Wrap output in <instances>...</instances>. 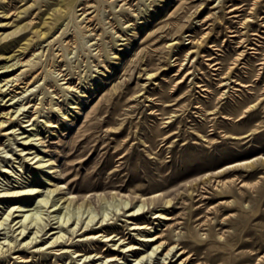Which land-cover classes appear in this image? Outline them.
Returning a JSON list of instances; mask_svg holds the SVG:
<instances>
[{"label": "rangeland", "instance_id": "1", "mask_svg": "<svg viewBox=\"0 0 264 264\" xmlns=\"http://www.w3.org/2000/svg\"><path fill=\"white\" fill-rule=\"evenodd\" d=\"M67 1L37 0L28 16L19 21L32 17V31L7 38L15 51L4 49L7 45L0 48V87L18 66L7 65L26 55L19 54V43L33 38L25 53L44 65L56 52L64 53V60L48 72L47 80L36 82L15 99H30L35 106L28 105L29 111L18 115L16 133L1 135L0 190L22 183L36 188L38 191L23 199L25 208L29 207L28 220H36V226L57 219L81 226L83 220L95 216V222L106 218L112 237L116 228L127 227L132 221L123 214L125 209L140 208L148 218L160 209L165 219L159 225V219L153 218L149 227L164 239L171 236L176 242L196 234L202 238L201 255L208 249L223 250L220 264H262L264 246L250 241L264 235V63H260L264 60V0H71V10L55 21L59 12H52L67 6ZM16 2L21 9L32 0ZM90 4H98L100 14L92 22L93 29L84 34L77 24L85 8L88 12L96 9L89 8ZM234 7L238 8L231 10ZM52 23L55 28H50ZM37 28L47 35L38 36ZM12 52L14 57H8ZM69 84L72 87H67ZM5 87L0 90V108L13 102L7 101L10 95L6 97ZM242 113L246 116L239 118ZM25 129L30 130L21 133ZM28 134L34 150L53 164L39 168L21 155ZM250 159L257 162L254 168L244 163ZM236 163L242 164L232 166ZM228 166L232 167L221 174ZM179 172L184 173L179 176ZM209 176L213 181L240 176L243 181L223 196L215 182L204 183ZM55 186L60 189L51 192L49 188ZM192 187H196L193 194ZM63 194L78 202L68 205L60 199ZM170 198L172 202L167 203ZM84 199L90 205H80ZM224 200L238 202L229 206ZM10 203L0 196V216ZM257 210V215H251ZM225 217L227 222L219 223ZM12 226L0 227V243L5 242V248L19 232ZM81 231L66 236H73V243L81 248L97 249L95 252L129 241L120 239L115 245L114 240H86L78 236ZM131 231L138 239L151 238L144 231ZM215 238L219 241L212 242ZM242 238L244 242L234 250L225 249V241ZM72 239L64 248L42 245L43 252L35 255L32 252L41 245L27 248L21 244L18 249H28L35 263L46 264H83L99 256H80L74 251L76 246L69 244ZM134 243L141 251L149 247L141 240ZM64 250L69 252L62 253ZM137 252L126 250L111 258L119 253L114 250L109 259L90 264L103 260H107L105 264H163L161 252L153 259L146 255L142 261L136 260L142 255ZM9 258L6 264L17 259Z\"/></svg>", "mask_w": 264, "mask_h": 264}, {"label": "bare ground", "instance_id": "2", "mask_svg": "<svg viewBox=\"0 0 264 264\" xmlns=\"http://www.w3.org/2000/svg\"><path fill=\"white\" fill-rule=\"evenodd\" d=\"M36 1L37 0H32L31 3H29L26 6H24L23 8L19 9V7L16 6V4H17L16 0H0V29H5L7 27H14V29L12 31L0 32V48L3 47V45H7L8 46V42L6 41L7 38H9L10 36L14 35L15 33L24 31L20 35V36H22L26 31H28V30L32 31L33 27L35 26V25H33L34 21H33L32 17L30 18V20H27V21L22 22V23L19 22V21H21V19L24 18L26 15L28 16V10L36 5ZM104 1H111V0H104ZM112 2H114V1H112ZM70 3H71V0H69V1H67L65 3L67 6L59 7V8H57L55 10V12H52L53 15L56 14L57 12H59L55 16V21L58 20L59 17H62L64 15H66V13H68L71 10ZM91 7L92 8L96 7V9L93 10V11L91 10L90 12H88L89 10H87L85 8L84 12H82L79 15V16L82 15L81 16L82 18L79 19V22L77 24V28H78V31L84 32V34H86V32H88V31L93 29V27H91L92 22L100 14V10H99V5L98 4H93V5L90 4L89 8H91ZM236 8H238V7H234L231 10H234ZM34 12H35V9L33 8L30 11L29 15L31 16L32 14H34ZM86 12H87L88 15H86ZM247 20H251L250 17L247 18ZM45 22H47V21H45ZM53 24L54 23H52V25H50L51 26L50 28H53V27L55 28L56 25L54 26ZM35 32L38 33V36L45 37L47 35L46 31L42 32L41 30H38V28L35 29ZM32 41H33V38H30L25 44H20L19 43V50L21 51V53H19V52L18 53L21 54V55H24V54H26V55L23 58L20 57L19 61H17L16 63H13V61H12V64H8L7 63L8 67H13V68L15 66H17V65L19 66V64H21V65L19 67L17 66V68L14 69L11 73H8L7 75H9V76H7V77L4 76L5 77L4 78L5 82L3 83L2 87L6 86L5 87L6 97H7V95H10V97H9V99L7 101L11 100L13 102L8 103V104L5 103L0 108V140H1V135L9 136V134L16 133V129H15L16 120L20 117V116L18 117V115L19 114L20 115L21 114H25L27 111H29L28 109H26V107H28V105L29 106H35V103L31 105L32 100H30V99H28L26 102H24V99H22L20 101V98L15 100L17 98V96L20 95V94H25L26 92H28L30 87L34 86L36 82H39L42 79H46L47 80L48 72L55 71V69H57V66L59 65V62L64 60V53H60L59 51L58 52L60 54L58 52H56V54H54V56L52 58H50V60L47 62L46 65L41 64L40 60H35L32 56L27 57L28 53H25V52L28 49V47L32 44ZM69 43H70V41H68V44ZM171 44H173V43H171ZM6 47H4V49H9L8 51H11V50L15 51V48H10L9 46L7 48ZM191 52H193V51H189V53H191ZM14 54H15V52L14 53L12 52V54L9 55L8 57L13 56ZM19 54H16V56H18ZM34 54H36V53L34 52ZM260 63H264V60L261 61ZM17 71H19V72H17ZM149 75L152 76L153 74L151 73ZM64 79H66V77H64ZM64 83H69V81H66ZM2 87H0V90H2ZM67 87H72V85L69 84ZM8 90H10V91L8 92ZM17 104H20L21 107H17V109H15ZM26 116H30V115H26ZM245 116H246V113H242L239 118H242V117H245ZM31 119L32 118H29L28 120H25V121H30ZM32 124H34V121L32 123L28 124V125H32ZM10 128H12V130H10ZM31 129H33V128H31ZM28 130H30V129H25L21 133H24V132H26ZM256 132H258V131H256ZM249 134L250 133H248V134H246L244 136H247ZM24 137H25V140L23 141V145H25V146H24V148L21 149L22 152H23V153H21V155H23V157L29 158V159L31 158V160L33 162L31 160L30 161L32 163H34V164H38L37 167H39V168L45 167L46 165H44V164H53L52 161H49L50 158L49 159H42L44 157H42L40 155V152H37L38 150H34V146H31V143L29 142L30 134L25 135ZM87 138H88V136H87ZM90 141H92V140H90ZM84 148H85V146H84ZM73 153H74V151H73ZM27 154H31L30 156H32V154H33V156L32 157H30V156L28 157ZM261 159H262L261 161L264 162V154L263 155L261 154ZM245 161H244V163L248 164L247 167H249V168H254L256 166V163H257V162L255 163V160H253V159L252 160L250 159V160H248L246 162ZM239 164H242V163H236L235 165H232V166H236V165L239 166ZM232 166H228L226 168H223L221 171L220 170L219 171L221 172V174L222 173L224 174ZM51 168H53V165H51ZM211 172L214 173L213 171H211ZM181 173H184V172H179L178 175L180 176ZM242 181H243V179H240V176H234V177H229V178H216L214 181H213V178H211L209 176V178L207 177V179L204 180V183H206V182H210V183L215 182L213 185H215V187L217 188V190L219 192V195L222 194L223 196H226V195H228L231 192V190L234 187H236ZM159 184H163L164 185L163 182L162 183L160 182ZM242 185L243 184H241V186ZM239 187H238V189H239ZM59 189H60L59 186H55L53 188H49V190L51 192L57 191ZM145 189H146V187H141V190H145ZM36 190H37L36 188L28 187V185L23 184V183L22 184H14V185L8 187L7 189H5L4 191L0 190V192H1L0 196L2 198L8 199L9 202H11L10 204H8L6 206L3 214L0 216V227L2 225L5 226V224H9V226H12V224L10 225V223L12 221H14L15 225H13L12 227H14V231H19L18 234L15 235V241H12V242H9V243L7 242V244L9 245L7 248H5V245H6L5 242H3L4 244L0 243V264H6L5 261L8 260L9 257H16L17 258L16 261L13 264H46L47 261L35 263L33 261V259H31L30 256H28V249H26V248H22V249L19 248L18 249V247L21 244H24V246L27 247V248L28 247L32 248L34 246L41 245V247H39V249H35V251L32 252L33 255H35V252H37V253L38 252H40V253L43 252L42 245H46V244H50L47 248H51V247L53 248L54 246H62L61 248H64V246L66 244H68V241L73 238L74 233H76V232H78L80 230H82V231H81V233L78 234V236L81 235L83 237H86V240H92L93 241L95 238L98 241H100V240L101 241L102 240L103 241H112V240H114L115 241L114 242L115 245H117L119 243L118 241L120 239H123V241H124L127 238H129V241L123 242L118 248L117 247H109V248H107V251H101V252H95L97 249L92 251V250H89L87 248H81V247H79L81 244L79 245V243H73V239H72V242L69 243V244L76 246V249L74 251L76 253H78L80 256L90 257V256H92L93 253H95V255H98L100 253L97 258L93 257L92 259H89L88 261L86 260L83 264H86V263L90 264L91 261L97 262L100 259H109V258H107L108 255H109V252H112L114 250L116 252H119V253L112 254L114 256H110L111 258H114L115 255H116V258H117L118 255L120 254V252L123 253L126 250H130V251L137 250L138 254H142L141 256L137 257V259H136V260H140V261L144 260L143 258L146 255L150 256L149 258L153 259L154 255L156 253H160L161 252L163 254V258H164L163 260L161 259L163 261V264H220L219 263V259H220V256H221L220 254L223 252V250L219 249V248L216 251L208 249V250H206L204 255H201L202 254L201 253L202 250L200 249V247L203 244L202 243V238L197 236L196 234L191 236L190 239H188V238L187 239H185V238L183 239L182 238L181 241L173 242L171 236H169L168 237L169 240H167V239L163 238L164 235L162 233H158V230H156V232H152L153 231L152 227H149V224L155 222L153 220V218H155V220L159 219V221H160L159 225L163 222V219H165V217H164L165 214L160 209H157L155 212H153L154 217L148 218L145 215H143L145 213L144 210H142V211H144L142 213L140 208H135V207L127 208L126 207L127 209H125L123 214H125L130 219H132V221H128L127 220L128 221V223H127L128 225L126 227V224H125L124 227H123L124 229L123 228H121V229L120 228H116L115 230L118 231V232L113 237L111 236L112 233L109 232L110 225L108 223L107 224L105 223L106 218H103V219L99 218L95 222V219H96L95 216L91 217V218H88L87 220H85V222L83 220V223L81 222V226H79V224L75 225V223H74L75 226H72L73 223L68 224L69 220L60 221L58 219H57V221L55 220L56 222H51V221H49L50 219H47V222L49 221V223L45 224L42 227L36 226V224H35L36 220H30V221L28 220V213H26V211L29 210L28 209L29 207L25 208L26 204H23V199H26V198L32 196L35 193ZM195 190H196V187H194V188L192 187L190 189L192 194L194 193ZM113 193H114L113 196L115 197L117 192L114 191ZM141 195H144V194H141ZM241 195H243V194H241ZM102 198H105V196H103ZM60 199H63L64 202H66L68 205H70V204H72L74 202H76V203L78 202V200H75L74 197L65 196L64 194L60 196ZM166 202L167 203H171L172 199L171 198L167 199ZM225 202L229 203L230 204L229 206H231L234 203L238 202V200H236V201H225ZM90 203L91 202L89 200H87V199H84L83 201L79 202L80 205H90ZM41 206H44V205L41 203ZM127 206H129V205L127 204ZM200 206H201V204H200ZM235 206H234V208H235ZM240 207H242V209L245 210L242 205ZM221 208H222V206H221ZM50 211H52V210L50 209ZM257 212H258V210L255 211L254 213H252L251 215H254ZM197 213H198V211H197ZM49 214L51 215V213H49ZM55 214L57 216L59 215L57 213H54V215ZM54 215H52V218H53ZM229 216L233 217L234 214H231ZM262 216H264V215H262ZM11 218H12V220L10 221ZM199 218H201V216ZM54 219H55V217H54ZM45 220H46V217H45ZM225 222H227V217H225V218H223V219H221L219 221V223H225ZM55 224H57V225H55ZM95 224H99V225H97L95 227ZM131 225H134V226L132 227ZM48 226H50V227H48ZM247 226L249 228V225H247ZM1 228L3 229L5 227H1ZM97 228H99V230H97ZM125 228H126V230H125ZM129 228H131V229L129 230ZM9 229H10V227H9ZM30 229H31V231H29V233H27L28 230H30ZM132 229H137L140 232L144 231V232H146L145 235L151 236V238L138 239V237L132 235V231H131ZM248 230H250V229H248ZM43 231H45V232L43 234H41ZM68 232H72L73 236L70 237V235H69V237L67 238L66 234ZM48 233H50V235L48 237H44V235L45 234L47 235ZM120 233H121L120 237L115 238ZM6 234H8V233H6ZM21 235L23 236L22 237L23 241H20L19 243H17L18 240H19V237ZM104 236H108V238L107 239L100 238V237H104ZM40 239H42V240H40ZM136 240L137 241L141 240V244L144 245V246L149 245L148 249L143 250L146 253L141 251L142 250L141 247L135 246L136 244L134 242ZM242 240H243V238L240 239V240H237L235 242L234 241H231V242L230 241H227V242L225 241L224 243L227 245L225 247V249L234 250L236 248V246L241 245L244 242ZM218 241L219 240L215 238L214 241H212V242H218ZM34 242H35V244H34ZM250 242H252L254 244L262 243L260 245L263 247L264 246V235L260 236V237H258L256 239L254 237V240H251ZM182 243H184V244L175 251L173 256H171L173 250L177 246L181 245ZM207 243H208V241H207ZM32 244H34V245H32ZM121 246H123V249H121ZM149 248H151V249L149 250ZM14 249H15V251L9 253V251L14 250ZM193 250H196V251L193 252ZM17 252H21V254L17 255V256H15V255L13 256V253L17 254ZM64 252L68 253L69 250L62 251V253H64ZM104 253H106V254H104ZM180 253H181V256L179 258H177V259H174L175 255H178ZM194 254H198V256L195 257ZM202 257H204L205 259H202ZM238 257L239 256H236L235 259L236 258L240 259ZM9 260H12V258H9ZM59 260H61V259H59ZM113 260L116 261L117 259H112V261ZM230 261H232V260H230ZM106 262H107V260H103V262L100 263V264H105ZM225 263H226V261H225ZM9 264H12V263H9ZM56 264H61V263H60V261H58ZM262 264H264V262Z\"/></svg>", "mask_w": 264, "mask_h": 264}]
</instances>
